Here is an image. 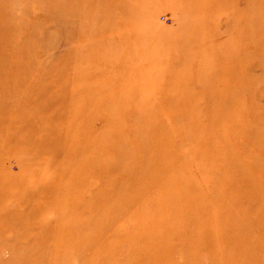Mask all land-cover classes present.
I'll list each match as a JSON object with an SVG mask.
<instances>
[{
  "label": "rangeland",
  "instance_id": "obj_1",
  "mask_svg": "<svg viewBox=\"0 0 264 264\" xmlns=\"http://www.w3.org/2000/svg\"><path fill=\"white\" fill-rule=\"evenodd\" d=\"M0 264H264V0H0Z\"/></svg>",
  "mask_w": 264,
  "mask_h": 264
}]
</instances>
